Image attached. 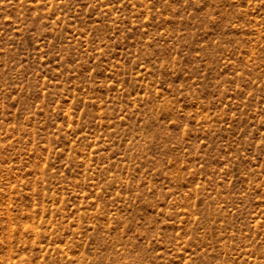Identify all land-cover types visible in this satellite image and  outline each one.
<instances>
[{
  "label": "rangeland",
  "instance_id": "obj_1",
  "mask_svg": "<svg viewBox=\"0 0 264 264\" xmlns=\"http://www.w3.org/2000/svg\"><path fill=\"white\" fill-rule=\"evenodd\" d=\"M0 264H264V0H0Z\"/></svg>",
  "mask_w": 264,
  "mask_h": 264
}]
</instances>
